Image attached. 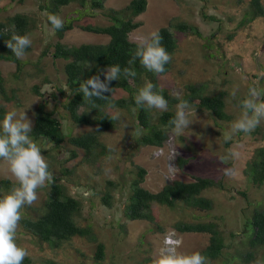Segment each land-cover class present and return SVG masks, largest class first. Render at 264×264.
Wrapping results in <instances>:
<instances>
[{
    "label": "rangeland",
    "instance_id": "obj_1",
    "mask_svg": "<svg viewBox=\"0 0 264 264\" xmlns=\"http://www.w3.org/2000/svg\"><path fill=\"white\" fill-rule=\"evenodd\" d=\"M49 1H0L3 10L1 20L18 13L36 20L30 32L31 50L21 58L26 62L24 71L16 76L15 63L0 61L9 98L0 96V105L6 109V113L11 110L26 112L33 123L37 106L43 100L48 102V109L60 115L62 105L52 99L51 92L59 94L54 87L59 85L64 88L66 84L63 69L65 61L53 57L54 45L59 39L47 21L46 12L41 8ZM98 1L104 4L105 9L121 10L131 0ZM261 2L264 6V0ZM79 9L78 4L71 5L62 9L59 16L65 23L78 17ZM249 11L250 0H148L146 13L136 19L145 26L132 34V41L139 43L141 37L163 27H169L174 32L177 46L171 55L170 69L158 79L160 89L166 90L171 98L168 100V110L172 105L176 113L178 103L172 99H182L188 87L202 86L206 95L222 90L227 92L226 112L230 119L218 120L212 112L191 106L192 124L189 128L176 134L172 125L163 127L168 134V141L163 149H158L143 146L136 139L141 136L135 132L136 113L133 110L118 111V127L104 132L101 138L102 142L113 148V151L110 149L112 154L109 152L108 156L99 158L96 165L83 161L86 157L84 152L67 143L60 156H57L50 141L40 142L43 155L52 165L50 171L54 176L62 178V183L73 197L82 200V212L77 222L87 226L90 233L84 238L74 237L53 249L48 245H39L36 239L25 233L20 223L17 243L28 249L32 264H138L145 259L153 261L154 256L165 248L164 241L170 234L181 243L178 252L191 254L198 251L204 255L210 244V235L183 233L174 227L180 222L216 224L225 248L219 257H208L212 264H264L262 250L255 251L253 260L245 259L248 246L243 235L244 218L251 216L256 208L264 206V184L254 185L246 172L249 162L264 148V136L258 133L229 135L232 122L242 115L240 100L248 96L249 88L263 84L264 92V16L244 23ZM102 12L96 10L95 16L77 21L76 27L68 31L61 42L74 46L105 43L106 37L84 31L80 27L89 24L107 25L108 20ZM203 14L215 17L216 20L205 19ZM181 22L197 28L202 37H198L194 31L183 33L175 29ZM46 51L48 53L44 55ZM47 77L50 83H45ZM35 86L39 87L43 98L35 93ZM234 89L236 95L233 97ZM118 93L117 96L130 98L128 92L122 90ZM149 110L152 112V121L156 122L162 111ZM88 111L87 107H82L79 112L82 114ZM92 119L96 121L94 116ZM262 122L264 124V120ZM67 126V121L63 122L64 132L69 134L70 131L74 135L94 131L99 127L96 123L86 128L75 126L69 129ZM239 145L243 147L237 148ZM229 149L240 151V157L233 159ZM73 150L78 153L77 158L69 160ZM180 156L184 160L189 159V164L182 170L174 163ZM139 168L147 170L144 186L152 192H158L174 181H193L196 176L221 181L226 188H215L206 193L214 202L211 211L187 208L185 204L170 210L154 204L151 209L153 222L132 221L126 216L125 205L131 179L136 176ZM62 169L72 172L62 176ZM225 169H233L235 175L226 176ZM0 178L17 182L3 159H0ZM109 182L114 186L109 188ZM107 190L113 197L110 207L102 202ZM48 192L49 188L46 191L44 188L38 189L37 202L22 209V217L25 218V212L28 214L31 210L42 213L40 208ZM99 245L105 247L102 261L95 258Z\"/></svg>",
    "mask_w": 264,
    "mask_h": 264
},
{
    "label": "trees",
    "instance_id": "obj_2",
    "mask_svg": "<svg viewBox=\"0 0 264 264\" xmlns=\"http://www.w3.org/2000/svg\"><path fill=\"white\" fill-rule=\"evenodd\" d=\"M1 1V0H0ZM15 1V0H11ZM23 2V0H20ZM241 1V0H240ZM78 4V17L66 21L64 27L56 31L59 39L54 45L53 57L57 60L65 61L64 73L66 76V84L64 88L56 85L54 89L59 94L51 92V97L56 103L62 106V112L59 116L54 110L48 109L47 101L43 100L37 107L35 123L31 137L37 143L50 141L54 143L53 150L57 156L63 152L64 144H69L73 148L82 149L86 157L83 161L98 164L97 160L108 156L112 152L106 143L101 141L104 132L115 130L118 127L119 119L116 116L118 111L128 110L136 113L135 128L142 129L139 142L144 146L162 147L168 139L167 132L163 129L165 126H171L169 121L174 118L175 112L172 105L169 110L163 111L156 122L152 121V112L147 107H140L135 104V94L147 82L155 85V90L163 95L167 100H171L166 90L160 89V75L165 74L170 69V62L165 65V72L157 75L143 68L139 59L132 64L131 60L136 52L137 44L131 42L129 35L139 28L142 23L136 22L135 18L143 14L147 10V0H132L127 6L121 10L108 8L105 9L104 4L98 0H50L44 3L41 8L48 14L60 15L62 9L71 5ZM90 5V8H89ZM90 10V12H89ZM96 10H103L102 15L108 20L107 25H80L81 29L95 34H102L110 37L107 44H81L79 46L63 44L61 40L65 34L76 27V22L85 18L95 16ZM2 9L0 8V14ZM205 19L216 20L215 17H208L203 14ZM264 16V6L261 0H250V11L245 15L244 23L252 21L256 17ZM50 24V22L48 21ZM36 20L24 14H16L6 21L0 20V61H7L16 64V76L24 71L26 62L17 59L11 50L6 46V41L11 38L13 33L18 35L29 34L35 27ZM51 26V24H50ZM242 26V25H241ZM52 27V26H51ZM181 32L194 31L198 37H202L197 28L179 23L175 27ZM7 30V31H5ZM163 37L162 44L171 55L176 49V41L170 30L167 28L159 31ZM31 47L27 49L26 54L30 52ZM48 51L44 53L46 55ZM119 65L123 70L129 67L135 71V77H125L120 75L117 81H112L109 85L113 88L111 93H105L109 96L108 100H99L95 97L92 100L84 97L80 93V84L94 75H100L101 81L105 80L102 70L109 66ZM264 74V71L262 72ZM5 78L0 70V96L9 99L6 95ZM50 83L49 78L45 79V83ZM263 85V84H262ZM261 84L257 87L262 91ZM254 86V85H252ZM128 92L129 99L117 96L119 91ZM36 94L42 96L39 87L35 86ZM186 95L180 99L188 101L192 107L198 110L210 111L218 120H228L230 116L226 112L227 92L222 90L213 95H206L202 86L188 87ZM44 96V95H43ZM42 96V98H43ZM242 98L240 102L243 100ZM63 100V101H61ZM175 103H180L178 99H172ZM87 107L89 111L80 114V109ZM6 113V109L0 105V120ZM96 118V121L92 117ZM115 117V118H114ZM67 121V128L73 127L86 128L90 125H98L94 131H86L82 134L74 135L64 132L63 122ZM68 122L70 124H68ZM159 124V125H158ZM158 125V126H157ZM162 126V127H160ZM251 133H258L264 136V124H261ZM110 152V153H109ZM77 152L73 150L69 160L77 158ZM189 159L184 160L178 157V166L184 169L189 164ZM58 161H60L58 159ZM64 164L63 162H57ZM84 163V162H83ZM52 165H50V168ZM246 172L249 179L254 185L264 184V148L261 149L248 164ZM71 170L62 169V176L71 174ZM138 175V177H137ZM147 170L139 168L138 173L131 179L129 187V195L127 196V204L125 205L126 216L130 220H146L153 222L152 206L154 204L167 207L170 210L176 209L180 204H185L187 208H194L202 212H208L213 209L214 202L206 196L208 191L215 188L225 190V185L221 181H216L207 176H196L193 181H174L166 184L160 191L152 192L144 186ZM55 183L44 187L45 191L49 188L48 195L40 208L43 212L31 210L26 217H22L21 228L25 233L37 240L39 245H48L50 248L56 249L63 242L69 241L74 237H86L90 233L87 226L78 224L77 219L82 212V200L73 197L67 186L62 183V178L55 175ZM17 183L9 179H0V198L4 194H8L9 190ZM127 183L123 184L124 186ZM113 183L109 182V188L113 187ZM246 195L245 193H241ZM112 194L109 190L104 194L102 202L107 206H112ZM36 212V213H32ZM243 235L247 240L248 251L244 255L245 259L253 260L255 251H264V206L258 207L253 214L244 218ZM183 233H207L210 234V245L205 250L204 255L209 258H217L225 248L224 240L213 222L208 223H184L180 222L174 226ZM105 256L104 245H99L95 254L97 261H101ZM29 257L25 258L23 264H32ZM138 264H152L151 259H145Z\"/></svg>",
    "mask_w": 264,
    "mask_h": 264
},
{
    "label": "clouds",
    "instance_id": "obj_3",
    "mask_svg": "<svg viewBox=\"0 0 264 264\" xmlns=\"http://www.w3.org/2000/svg\"><path fill=\"white\" fill-rule=\"evenodd\" d=\"M16 1L20 0H15V2ZM146 11L144 13H146ZM137 18H135V21ZM48 21L53 30H60L64 27V20L58 14H48ZM141 23L142 25L129 35L131 42L135 45L137 44V49L133 58L129 60L128 63L132 64L136 59H139L141 66L149 72H153L157 75L163 74L165 72V65L172 59V54L170 55L163 46V37L159 31L167 28L173 36L174 32H172L169 27H163L158 31H153L141 37L139 43H136L132 41V34L145 26L143 22ZM96 35L106 37L107 41L105 43L91 44L105 45L110 40L109 36L102 34ZM5 43L15 57L21 59L26 55L27 49L31 47L32 39L30 33L25 35L13 33L11 38ZM102 74L105 76L104 81H101L100 75H94L84 80L80 84L78 91L89 100H92L93 97L99 100H108L109 96H106L105 93L110 92L112 95L113 88L109 87L112 81H117L121 74L126 78L135 77L136 75L135 71L131 68L125 67L122 70L119 65L109 66L102 70ZM235 95L236 90L234 89L232 96L234 97ZM135 104L140 107L156 109L162 112L168 110V100L155 90V85L151 82H147L138 90L135 96ZM240 107L243 109L242 115L239 119L232 122L229 135H235L237 133L250 134L261 124V121L264 120V92L255 86L250 87L248 96L240 102ZM191 111V105L188 101H181L176 105V114L174 118L169 121L176 134H181L192 124V120L190 119ZM34 123L28 118L26 112H19L18 110L8 111L5 113L3 120H0V159L7 162L11 174L17 181V184L9 190V193L0 198V264H23L25 258L30 256L28 249L17 243V232L20 221L22 220V209L26 206L30 207L37 202L39 198L38 189L55 183L54 174L50 171L49 162L42 153L41 146L39 145L40 142L37 143L31 137ZM135 132L139 135L142 129L138 128ZM167 141L168 140H166V142ZM165 143L162 147L154 148L163 149ZM236 147L242 148L243 145ZM77 149L83 151L80 148ZM229 155L233 159H238L241 153L238 150L229 149ZM110 158L111 157H109V159ZM177 159L174 163H177ZM225 175L234 176L235 171L233 169H225ZM180 244V241L173 234L168 235L164 241L165 248L161 249L159 255L154 256L152 264H212L208 257L202 255L198 251L191 254L178 252L177 248Z\"/></svg>",
    "mask_w": 264,
    "mask_h": 264
}]
</instances>
